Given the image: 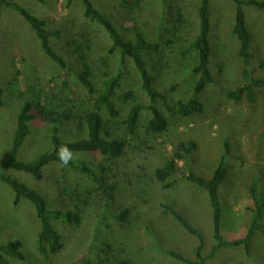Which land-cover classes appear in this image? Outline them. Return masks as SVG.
Instances as JSON below:
<instances>
[{
	"label": "rangeland",
	"instance_id": "rangeland-1",
	"mask_svg": "<svg viewBox=\"0 0 264 264\" xmlns=\"http://www.w3.org/2000/svg\"><path fill=\"white\" fill-rule=\"evenodd\" d=\"M31 14L46 21L49 30H59L52 46L71 69L87 64L96 91L87 92L75 75L52 61L40 47L34 30L17 12L0 17V162L7 159L16 118L25 101H44L43 114L29 122L30 134L17 157L30 161L50 147L54 124L60 138L74 141L87 136L85 113L94 108L102 82L118 71L121 80L117 94L132 90L134 100L122 104L114 99L115 115L102 110V134L125 142L121 156L73 152V160L92 168L96 178L52 162L35 179L24 171L7 169L14 177L40 192L50 210L72 211L79 222L53 220L63 247L56 254L42 255L37 249L40 224L34 206L26 198L14 203V191L0 180V242L20 239L25 258H8L11 264H187L166 255L171 249L195 260L197 236L184 230L165 207L181 213L203 237L202 255L207 257L216 244L213 237L211 207L207 190L184 179L192 172L210 178L225 148L228 172L219 187L221 234L225 240L240 238L248 229L249 186L255 184L264 194V95L256 89L255 99L239 102L227 98V91L241 80L242 60L239 43L232 29L235 5L231 0H210L209 70L213 80L195 95L196 74L192 67L196 52L189 50L198 28V0H91L109 17L118 32L132 40L137 31L158 44L143 59L153 80V88L167 96L170 110L158 100L169 126L153 133L145 125L150 116L142 110L135 134H128L123 120L129 108L149 98L141 87L139 74L130 58L120 62L118 50L109 52L107 32L83 15L79 0H14ZM246 25L251 33L252 75L264 78V10L245 7ZM5 35L3 36L4 32ZM80 55L84 56L81 60ZM65 82V83H64ZM67 89L69 91H67ZM196 98L207 107L187 117L176 112L178 100ZM60 100V102H59ZM38 110L37 107L35 108ZM66 116V117H65ZM193 141L196 148L176 160L178 171L168 180L173 186L163 189L154 172L173 154L180 142ZM123 198V199H122ZM128 212L118 218L122 210ZM264 226V218L260 221ZM203 264H264V236L256 233L243 245L221 247Z\"/></svg>",
	"mask_w": 264,
	"mask_h": 264
},
{
	"label": "trees",
	"instance_id": "trees-1",
	"mask_svg": "<svg viewBox=\"0 0 264 264\" xmlns=\"http://www.w3.org/2000/svg\"><path fill=\"white\" fill-rule=\"evenodd\" d=\"M43 2V0H38ZM73 0H68L71 4ZM83 6V15L90 22L101 26L108 34L111 41L109 52L118 50L120 53V62L125 63L127 58H130L133 66L137 70L141 87L149 98L148 105L144 106L140 103L133 104L123 120L125 129L128 134H135L139 118L142 110L147 109L150 116L146 122L145 128L149 132H163L169 126V122L162 111L156 106V102L160 100L167 110H170L167 96L156 91L153 88L152 76L143 59V54L147 51H155L159 49L158 44L148 41L143 32L137 31L132 40L125 39L117 30L115 23L97 9L91 0H79ZM165 1V0H162ZM235 5L234 25L232 32L236 36L239 47L238 55L242 60L241 80L235 88L227 91V98L239 102L242 98H246L249 102L255 99L256 89H261L264 95V78H256L252 75L253 51L251 50V33L246 25L245 7H255L264 10V0H231ZM9 11L17 12L34 30L40 42L42 51L52 61L58 64L61 68L72 72L75 77L81 82L88 93L93 94L96 91L95 83L90 76V70L87 64L85 68L79 71L71 69L68 63L59 55L53 48L52 38H59V30H49L45 27L46 21L31 14L27 9L16 3L14 0H0V17ZM211 30L210 24V0H198V28L194 39L189 43V50H195L196 59L192 67V71L197 78L194 83L193 92L195 95L202 92L208 84L213 80L209 70V58L211 55V45L209 35ZM4 32V31H3ZM5 35V32L3 36ZM81 60L84 56L80 55ZM121 80V72L118 71L110 76H107L102 82V88L97 95L93 109L85 113L87 136L74 141H63L58 132L57 122L59 119L53 117L56 111L52 110L48 115L52 125V133L50 135V147L45 152L39 154L30 161H21L17 157L18 150L25 138L30 134L31 129L29 122L35 118L36 114H43L42 108L44 101L37 98L36 104L31 101H25L16 118V126L13 135L11 147L8 152L7 159L0 162V180L9 185L14 191V203H18L21 198H26L34 206L36 216L38 218L40 228L37 234V249L42 255L56 254L63 247L62 237L59 232L53 227V220L69 221L70 223L79 222L78 217L72 211L63 212L60 210H50L47 207L45 197L36 189L31 188L27 184L18 179L6 175L4 172L7 169L24 171L31 174L35 179L43 177V168L52 162L60 163L57 157V149L61 144H66L72 152L77 153H94L103 156L119 157L122 155L125 142L118 138H106L107 135L102 134L103 118L101 111L104 109L109 115H115L116 98L119 103L126 104L134 100L132 90H126L117 94ZM65 83V82H64ZM67 91H69L67 89ZM3 89L0 87V106L2 105ZM60 102V100H59ZM37 107V111L36 108ZM176 112L180 116H190L204 111L207 107L196 98L189 100H178L176 102ZM66 117V116H65ZM196 148L193 141L180 142L173 154L161 166L155 169L154 175L158 182L161 183L163 189H168L173 186V183L168 179L177 173L178 167L176 160L183 159ZM228 148H225L218 165L216 166L210 178H203L195 175L192 172L185 174L183 177L189 182L199 184L205 188L208 193L209 203L211 207L213 237L216 244L207 257L203 256L201 251L203 247V237L201 232L194 227L188 220L173 207H165V212H169L182 228L188 233L195 235L199 239V244L195 248V260H190L182 254L171 250L164 249L163 252L170 257L182 261L187 264H203L207 258H212L217 250L221 247L240 246L243 245L246 251L249 249V241L256 234L260 233L264 236V226L261 224L264 218V194L257 190L253 183L249 186L250 206L252 218L248 229L240 238L227 241L221 234V202L219 198V187L224 182L228 172ZM61 164V163H60ZM71 169L78 170L85 174L88 178L94 180L96 175L91 167L82 161L72 160L67 166ZM123 199V198H122ZM128 211L122 210L118 218H123ZM8 258L23 260L25 258L23 252V243L20 239L8 240L5 243L0 242V264H11ZM126 264V263H120Z\"/></svg>",
	"mask_w": 264,
	"mask_h": 264
},
{
	"label": "clouds",
	"instance_id": "clouds-1",
	"mask_svg": "<svg viewBox=\"0 0 264 264\" xmlns=\"http://www.w3.org/2000/svg\"><path fill=\"white\" fill-rule=\"evenodd\" d=\"M56 154L62 166L67 167L73 160V152L66 144H61Z\"/></svg>",
	"mask_w": 264,
	"mask_h": 264
}]
</instances>
